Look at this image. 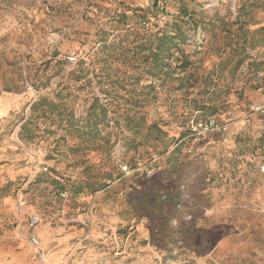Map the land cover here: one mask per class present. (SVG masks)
I'll use <instances>...</instances> for the list:
<instances>
[{
    "label": "rangeland",
    "instance_id": "374dc122",
    "mask_svg": "<svg viewBox=\"0 0 264 264\" xmlns=\"http://www.w3.org/2000/svg\"><path fill=\"white\" fill-rule=\"evenodd\" d=\"M263 105L264 0H0V264H264Z\"/></svg>",
    "mask_w": 264,
    "mask_h": 264
},
{
    "label": "built area",
    "instance_id": "2783aa9c",
    "mask_svg": "<svg viewBox=\"0 0 264 264\" xmlns=\"http://www.w3.org/2000/svg\"><path fill=\"white\" fill-rule=\"evenodd\" d=\"M259 112L264 114V105L261 106L260 108H258ZM227 129V122L226 121H222V120H218L215 117H208L203 121H199V122H195L194 123V131L196 132H205V131H219L221 133H224ZM125 168V167H124ZM39 221L38 217H34L32 219V224H35ZM33 242L37 243L36 238L33 236L32 238Z\"/></svg>",
    "mask_w": 264,
    "mask_h": 264
}]
</instances>
